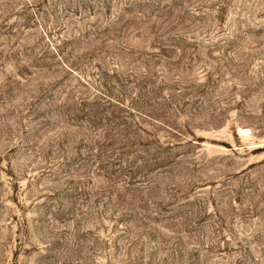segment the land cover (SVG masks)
<instances>
[{
	"label": "rangeland",
	"instance_id": "1",
	"mask_svg": "<svg viewBox=\"0 0 264 264\" xmlns=\"http://www.w3.org/2000/svg\"><path fill=\"white\" fill-rule=\"evenodd\" d=\"M0 264H264V0H0Z\"/></svg>",
	"mask_w": 264,
	"mask_h": 264
}]
</instances>
